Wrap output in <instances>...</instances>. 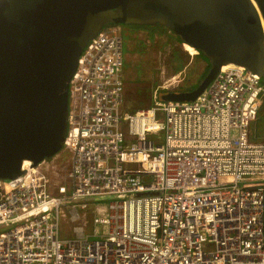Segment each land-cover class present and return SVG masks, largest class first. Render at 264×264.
<instances>
[{
    "label": "built area",
    "instance_id": "1",
    "mask_svg": "<svg viewBox=\"0 0 264 264\" xmlns=\"http://www.w3.org/2000/svg\"><path fill=\"white\" fill-rule=\"evenodd\" d=\"M122 49L115 24L87 42L62 149L0 178V264H264L260 77L226 64L194 100L130 109Z\"/></svg>",
    "mask_w": 264,
    "mask_h": 264
},
{
    "label": "water",
    "instance_id": "2",
    "mask_svg": "<svg viewBox=\"0 0 264 264\" xmlns=\"http://www.w3.org/2000/svg\"><path fill=\"white\" fill-rule=\"evenodd\" d=\"M109 24L164 27L207 59L195 87L160 91V100H194L226 64L264 85V0H0V178L62 149L70 79Z\"/></svg>",
    "mask_w": 264,
    "mask_h": 264
},
{
    "label": "rangeland",
    "instance_id": "3",
    "mask_svg": "<svg viewBox=\"0 0 264 264\" xmlns=\"http://www.w3.org/2000/svg\"><path fill=\"white\" fill-rule=\"evenodd\" d=\"M140 28L142 29L127 30L126 33L129 38H123L122 77L125 101L132 100V96H140L141 100H148L151 93L173 88L180 89L191 82H198V76H200L207 65L206 62L203 63V58L198 53H195V51L193 53L189 52L188 48L186 49V47L182 46L176 37L164 27L146 26ZM176 52L179 53L181 60H176L173 64H169L168 59H172ZM179 63L182 64V69L177 72ZM165 84L168 89L164 88ZM261 108L264 109L263 94L260 96L258 115L249 124V128L252 124L254 131L264 129V116L259 115ZM116 197L114 195H102L92 199L107 203ZM91 215L92 212L90 210L86 211L84 220H79L78 222L86 230L89 226ZM60 221V236H69L74 224L68 222L64 212L60 215Z\"/></svg>",
    "mask_w": 264,
    "mask_h": 264
},
{
    "label": "trees",
    "instance_id": "4",
    "mask_svg": "<svg viewBox=\"0 0 264 264\" xmlns=\"http://www.w3.org/2000/svg\"><path fill=\"white\" fill-rule=\"evenodd\" d=\"M131 28H133V27H136L135 25H129ZM176 39L178 40V41H180L177 37H176ZM198 53V55L200 56V57H202L205 61H206V63H207V65H206V68L204 69V71L200 74V76H198V82L200 81V79L201 78H203V76L205 75V73L207 72V69H208V67H209V64H208V62H207V59L201 54V53H199V52H197ZM176 56L174 55V58H175ZM181 64L180 65H178L177 66V70H180L181 69ZM198 82H196V83H190V84H188L186 87H184V88H180V89H191V88H193V87H195L196 85H197V83ZM160 92V91H159ZM259 115H263L264 116V109H262L261 108V112H260V114ZM252 124H251V126H250V128H249V133H248V137H249V139L250 140H253V141H258V142H264V129L263 130H260V129H258V130H256V131H254L253 129H252Z\"/></svg>",
    "mask_w": 264,
    "mask_h": 264
},
{
    "label": "flooded vegetation",
    "instance_id": "5",
    "mask_svg": "<svg viewBox=\"0 0 264 264\" xmlns=\"http://www.w3.org/2000/svg\"><path fill=\"white\" fill-rule=\"evenodd\" d=\"M110 25V24H109ZM131 25H133V24H131ZM118 27H119V31H120V34H121V36H123L124 35V37H122V39L123 38H125V39H127V38H129V35L126 33L127 32V30H131V29H142V28H140V27H146V26H156V25H135L136 27H133V28H131L129 25H127V24H120V25H117ZM122 26V27H121ZM130 32V31H129ZM128 35V36H127ZM180 44H181V42H179ZM124 45H125V41H124ZM182 46H184L183 44H181ZM185 47V46H184ZM176 57L174 58V56L172 57V59L171 58H169L168 59V62H169V64H173V62L175 61L176 62V60H178V61H180L181 60V58H180V55H179V53H175L174 54ZM180 64V63H179ZM181 66H182V64H181ZM180 66V67H181ZM167 67V66H166ZM167 69H169L168 67H167ZM182 69V68H181ZM177 72H180V70H177ZM167 82H169V81H167ZM164 88L165 89H168V88H166V84H165V86H164ZM174 89V88H173ZM179 89V88H178Z\"/></svg>",
    "mask_w": 264,
    "mask_h": 264
},
{
    "label": "crops",
    "instance_id": "6",
    "mask_svg": "<svg viewBox=\"0 0 264 264\" xmlns=\"http://www.w3.org/2000/svg\"><path fill=\"white\" fill-rule=\"evenodd\" d=\"M187 49V45L185 46ZM196 53V52H195ZM202 58V57H201ZM206 61L203 59V63ZM194 83V82H191ZM190 84V83H189ZM125 93V92H124ZM152 94V93H151ZM125 98V97H124ZM132 100L125 101L124 99V105L125 106H148L151 100V95L149 96L148 100H141L140 96H132Z\"/></svg>",
    "mask_w": 264,
    "mask_h": 264
},
{
    "label": "bare ground",
    "instance_id": "7",
    "mask_svg": "<svg viewBox=\"0 0 264 264\" xmlns=\"http://www.w3.org/2000/svg\"><path fill=\"white\" fill-rule=\"evenodd\" d=\"M185 46H186V45H185ZM187 48H188L189 52H191V53L194 52L193 48H191L190 46H187Z\"/></svg>",
    "mask_w": 264,
    "mask_h": 264
},
{
    "label": "clouds",
    "instance_id": "8",
    "mask_svg": "<svg viewBox=\"0 0 264 264\" xmlns=\"http://www.w3.org/2000/svg\"><path fill=\"white\" fill-rule=\"evenodd\" d=\"M197 53V52H196Z\"/></svg>",
    "mask_w": 264,
    "mask_h": 264
}]
</instances>
